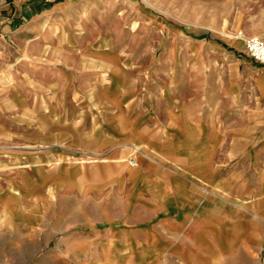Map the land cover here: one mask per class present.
Listing matches in <instances>:
<instances>
[{
  "label": "crops",
  "instance_id": "obj_1",
  "mask_svg": "<svg viewBox=\"0 0 264 264\" xmlns=\"http://www.w3.org/2000/svg\"><path fill=\"white\" fill-rule=\"evenodd\" d=\"M89 1L10 0L0 15L8 229L56 210L53 264H264V65L233 51L240 74L214 97L177 94L96 45ZM31 244L7 242L24 263Z\"/></svg>",
  "mask_w": 264,
  "mask_h": 264
},
{
  "label": "rangeland",
  "instance_id": "obj_2",
  "mask_svg": "<svg viewBox=\"0 0 264 264\" xmlns=\"http://www.w3.org/2000/svg\"><path fill=\"white\" fill-rule=\"evenodd\" d=\"M9 3L0 0V15L9 13ZM87 5L79 13L90 17L96 45L115 47L137 78L158 79L177 94L190 89L192 95L214 97L217 79L240 74L238 61L228 65L234 52L242 63L264 65L244 44L253 35L264 39V0H90ZM200 106L209 109L207 103ZM0 212V264H53L48 255L65 253L60 240L66 231L58 228L62 215L56 210L30 231L9 230ZM12 239L31 240V263L19 262L17 251L23 247L7 245Z\"/></svg>",
  "mask_w": 264,
  "mask_h": 264
},
{
  "label": "built area",
  "instance_id": "obj_3",
  "mask_svg": "<svg viewBox=\"0 0 264 264\" xmlns=\"http://www.w3.org/2000/svg\"><path fill=\"white\" fill-rule=\"evenodd\" d=\"M244 44L251 58L256 62L264 64V39L253 35L246 38Z\"/></svg>",
  "mask_w": 264,
  "mask_h": 264
}]
</instances>
